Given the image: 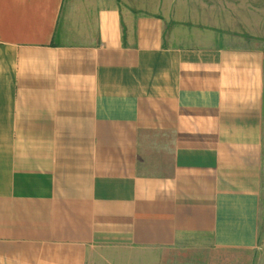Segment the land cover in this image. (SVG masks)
Segmentation results:
<instances>
[{
  "label": "crops",
  "instance_id": "obj_1",
  "mask_svg": "<svg viewBox=\"0 0 264 264\" xmlns=\"http://www.w3.org/2000/svg\"><path fill=\"white\" fill-rule=\"evenodd\" d=\"M143 6L0 0V264H264V54Z\"/></svg>",
  "mask_w": 264,
  "mask_h": 264
},
{
  "label": "rangeland",
  "instance_id": "obj_2",
  "mask_svg": "<svg viewBox=\"0 0 264 264\" xmlns=\"http://www.w3.org/2000/svg\"><path fill=\"white\" fill-rule=\"evenodd\" d=\"M119 3L123 6L144 4L135 8L136 12L159 11L177 16L183 22L216 31L226 44L257 48L264 54V0H119ZM262 146L264 168V115ZM260 207L258 251L264 261V175Z\"/></svg>",
  "mask_w": 264,
  "mask_h": 264
}]
</instances>
